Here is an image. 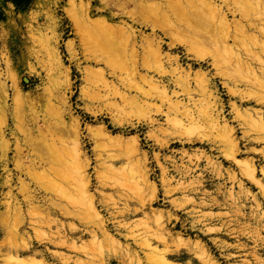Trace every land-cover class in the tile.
Segmentation results:
<instances>
[{"label":"bare ground","instance_id":"6f19581e","mask_svg":"<svg viewBox=\"0 0 264 264\" xmlns=\"http://www.w3.org/2000/svg\"><path fill=\"white\" fill-rule=\"evenodd\" d=\"M94 3L96 6L87 0L67 3L74 34L84 48L78 51L75 40L66 44L70 60L76 64L84 83L76 108L70 97L72 74L59 46L65 35L62 21L57 18L61 0H54L47 10V22L53 24L49 33L41 35L40 50L23 56L22 64L32 68L33 59L41 67V72L32 71L30 78L33 82L39 80V86L25 93L8 53L0 57L7 68L5 72L0 69L3 264H178L171 258L180 254V246L172 248L175 237L167 230L162 212H145L148 204L157 202L159 188L150 180V161L141 150L138 133L144 125L151 129L148 138L160 150L168 149L174 140L184 145L199 142L230 150V160L240 168L241 175L264 193L253 161L237 158L241 143L236 128L224 116L223 94L216 80H223L221 84L233 99V120L243 130V139L256 147L264 144V0ZM129 4L135 8L127 11ZM114 8L123 10L122 15L134 24L148 28L150 34L141 35L142 63L137 51V29L129 24H114L121 15ZM104 13L111 17L100 15ZM86 42L91 44L89 48ZM81 106L86 115L96 119L97 125L86 124L84 130L82 119L75 116V110ZM130 113L143 118L138 119L135 114L137 119L130 120ZM103 115L109 116V125L99 121ZM156 117H164L165 124H160ZM88 145H93L91 149L102 171L98 173L97 186L117 191L129 189L134 195H123L119 200L104 195L103 205L113 209L108 214L111 219L98 209L100 203L92 190ZM11 153L13 157L9 156ZM197 155L188 156L190 162L198 163L204 157ZM160 158L156 157L161 170L160 184L167 197L180 192L186 198L189 193H185L199 190V179L188 184L181 180L173 187L174 176L160 163ZM215 164L210 165L213 170ZM175 171L184 180L195 170L186 166L175 167ZM123 199L124 207H120ZM131 202L137 203L138 208L132 209ZM189 202L193 201L186 204ZM172 204L177 207L178 201L173 200ZM138 213L143 214L140 219L123 222ZM112 220L117 223L118 233L126 232L119 236L132 239L144 258L137 252L139 249L122 245L111 233L108 227ZM209 230L213 232L212 228ZM36 244L44 249L39 250ZM50 246L70 254L52 252ZM186 248L189 254L198 255L202 264H215L198 243L194 248Z\"/></svg>","mask_w":264,"mask_h":264},{"label":"rangeland","instance_id":"374dc122","mask_svg":"<svg viewBox=\"0 0 264 264\" xmlns=\"http://www.w3.org/2000/svg\"><path fill=\"white\" fill-rule=\"evenodd\" d=\"M53 1L54 0H0V57L3 54L8 53L7 56L12 64V67L14 68L16 66L14 70L21 77L25 93L40 85L39 80L33 82L30 78L33 76L32 71L40 73L42 69L36 64L35 60L33 59L31 60V62L33 63L32 68L25 63L22 64L23 56L27 54V52L35 53L39 51L41 48V37L43 36V34L50 32L49 29L51 28L53 23L47 22V10L50 9ZM87 1H92L96 6V3H94L95 0ZM67 3L68 0H61V6L60 9H58L57 18L62 21V26L65 31V35L60 41L59 46L60 51L63 53L62 56L64 58L66 67L69 68L72 74V90L70 93V97L72 98L71 104L76 108L79 103V96L81 92L80 89H82L84 83L81 73L77 70L76 64L70 60L66 44L67 42L75 40L74 42L78 47V51H83L84 48L81 47L80 41L74 34L73 26L71 21L69 20V14L67 13ZM134 8V4H129L127 11L133 10ZM114 12L121 14L114 20V24H129L133 25L134 28L137 29V35H139L137 41V51L139 59L142 63L144 54L143 49L140 46V42L142 40V36L147 37L148 34H150L148 28H144L137 24H134L127 16L122 15L124 11L120 10L119 8H114ZM100 15H104L107 18L111 17L110 13H104ZM78 45H80L81 48ZM86 45L89 48V45L91 44L86 42ZM4 62V59L0 61V69H2L3 72H5L7 69ZM82 66H85V64H82ZM99 67L103 68V66H97L96 68ZM141 73L144 74L145 71L142 70ZM216 80H218L220 93L221 95L223 94L222 98L224 104V116L230 122V124L236 128V131L238 132L236 133V137L241 143L239 146L240 149H238L237 151L239 153L237 155V158L240 160L242 159V161L247 159V161L252 160L257 171V180L261 181L264 185V144L256 147V145H250L245 139H243V130L239 127L238 123L236 124V122L233 120L234 113L232 112L231 108V102H233V99L226 91L227 89L223 86V84H221L223 83V80L219 78H217ZM78 109L75 110V116L82 119L84 130L86 127H84V125L86 124L97 125V123H95L96 119L93 117L90 118V116L86 115L85 111L82 109V106L81 109ZM130 114H128L129 116H127L128 118L131 116L129 118L131 120L136 113ZM136 116L138 119L139 117L140 119L143 118L141 116H138L137 114ZM135 117L132 120H136L137 118L135 119ZM126 118L127 117L125 116L124 119ZM156 118H159L160 124H165L164 117ZM101 120L106 121L108 125L110 124V118L108 115H103L102 117H100L99 121ZM163 127L171 130V128H168L166 125ZM109 129L112 130V127L109 126ZM150 130V128L144 125L142 126L138 135L140 136V139L142 141L141 144L143 148L141 150L147 154L148 160L150 161H148L150 169L152 171L150 180L153 183L155 182V184L158 186L159 193L157 202L150 205L148 204V209L146 208L145 212L148 213V215H151L154 212H162L167 230L171 234L173 233V238L175 237V241H171L172 248L174 247L175 249L178 245L180 246V254L175 255V257L171 258V260L178 264H202L198 259V255L194 256L195 254H189L186 248H194L198 243L199 246L203 247L209 253L215 264H264V193L259 186L241 175L240 168L236 166L234 161L230 160L231 151L228 149H218L217 146L208 145L207 143L195 142L193 143V145H184L178 140L172 141L168 149L160 150L161 148H159L157 144H155L156 142L148 138V133L150 132ZM7 132L9 133L10 131L8 130ZM86 135L87 134L84 131V136L86 137ZM134 135L135 134L133 133L131 136ZM194 135L199 134L195 133ZM8 138L10 140L12 139L11 142L14 141L13 138L9 135ZM86 142H88V139H86ZM91 148H93V145H88L86 151L88 152V156L92 160V164L89 169V173L91 174L94 185V188H92V190L97 195V201L100 203H98V209L101 211L103 216L105 215V218L109 219L110 216L108 217V214L113 212V209L110 208L108 210L106 206L103 205V202L106 201L105 196H108V194L109 196L113 195L115 199L119 200L123 197V195V198L128 196L132 198V196L134 195H132V190L129 189L117 191L116 189L107 187L105 188V190L103 187L101 188L97 186V178L99 174L102 173V171L99 169L100 165L96 161L95 155L93 154V149ZM196 155L204 157L198 163H196L197 161L195 160H193L194 162H190L188 156L194 157ZM9 156L13 157V153H11ZM157 156L161 157L160 163H164L163 165L169 168L170 175L172 177L174 176V182L172 184L173 187L177 186L178 182H181V180L185 181L187 184L189 183V181L191 182L196 179L202 181V184L201 186H199V190L196 193H185V195L189 193L186 198H191V200L188 199V201H193L191 204L190 202L186 204V202L188 201L185 198L184 194L182 195V193L180 192L175 193L174 195L169 197H167L163 193L162 186L160 184L161 170L156 159ZM167 158L170 160H168ZM208 160L209 162H211L209 163ZM212 163H216V167L214 170L213 167L210 166ZM207 165L209 167H207ZM186 166L192 170L194 169L195 171H193L190 176L183 180L181 178V174L175 171V167L184 168ZM10 167L13 168L12 165ZM232 176H235L236 180L232 179ZM98 189L102 194L98 192ZM130 192L131 196L129 195ZM229 194H231L232 196ZM99 196H101L102 198ZM230 197H232V199ZM173 200L178 201L177 207L173 206ZM124 202V199L120 200L119 206L124 207ZM204 203L205 205H203ZM182 204L183 207H180L182 206ZM130 206L132 209L138 208V205L135 202H131ZM138 214L131 215L129 219H123V222L131 223L140 219L143 214ZM56 218L63 221L64 223L70 222V220L67 221V219L64 218ZM121 219L122 218L119 217L118 221H120V223L122 224L123 222ZM112 223L109 224L108 227L111 233L113 235L115 234V237L120 241L122 245L126 246L128 244L137 251L139 248L135 246V242L132 239H125L124 237H120V233H123V235H125L126 232L122 231L118 233V231L116 230L117 223L113 220ZM152 227L153 229H155L153 225ZM209 228H212L213 232L209 230ZM86 239L88 238H84V240ZM154 245L157 244L155 243ZM173 245H175L176 247ZM36 247H38L39 250L44 249V247L38 246V244H36ZM50 251H59L60 253L70 254L65 249H57L52 246H50ZM137 252H139L141 258H144V253H142L140 249ZM2 262V257H0V264H3ZM114 264H117V261H114Z\"/></svg>","mask_w":264,"mask_h":264}]
</instances>
